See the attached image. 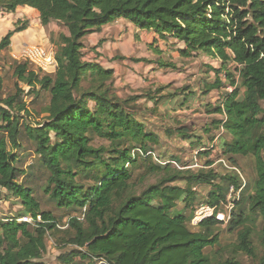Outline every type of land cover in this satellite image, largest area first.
<instances>
[{
	"label": "trees",
	"instance_id": "16d2710c",
	"mask_svg": "<svg viewBox=\"0 0 264 264\" xmlns=\"http://www.w3.org/2000/svg\"><path fill=\"white\" fill-rule=\"evenodd\" d=\"M21 7L38 11L42 27L56 23L66 34L61 33L55 44L58 68L53 76H37L24 64L17 63L15 69V76L32 93L38 87L37 95L49 94L48 117L43 123L35 128L23 125L24 131H20L21 113L28 114L19 100L21 89L15 96L0 99V190L22 205L14 218L0 220V264H45L47 234L57 232L59 223L52 211L42 209L44 197L59 212L83 216V220L71 217L68 223L73 235L67 244L75 249L59 257L62 264H73L75 258L104 264H215L206 250L220 243L214 228L222 224L207 219L199 224V231H192L187 223L195 210L192 208L189 219L178 206L183 203L190 209L196 200L192 190L207 186L214 190L203 203L219 207L227 203L228 195L218 181L229 183L236 191L242 186L234 177L217 173L212 161L199 171L154 162L161 140L147 127V115L170 101L171 108L184 111L196 95L181 89L157 97L167 86L145 95L121 97L114 71L85 61L82 53L85 37L119 18L161 38L176 39L185 45L181 53L186 57L221 61L218 71L212 69L215 81L203 85V95L225 93L214 106H202L207 114L221 119L208 123L203 133L228 134L232 140L222 139L219 147L232 161L238 156L255 158L253 194L235 203L228 231L241 229L235 252L256 258L254 231L246 224L251 214L264 222V0H0V14H14ZM28 28V23L19 22L0 41V56L13 36ZM229 66L235 68L239 82ZM162 67L177 69L172 63ZM222 73L229 85L221 79ZM140 100L154 106L139 111L133 104ZM193 130L178 120L165 130V136L189 141L191 148H200L199 154L209 156L204 138ZM22 134L39 157L37 164L46 177L42 187L19 182L20 177L35 176L38 169L22 170L18 156L9 148H21ZM95 139L108 145L96 148ZM217 140L216 136L210 138L212 143ZM138 166L145 173L136 182ZM150 176H160V180L138 194V183ZM178 182L185 186L174 185ZM40 192L43 198H39ZM248 207L251 214L246 213ZM24 218L33 223L20 221ZM261 244L264 246V225ZM259 264H264V255Z\"/></svg>",
	"mask_w": 264,
	"mask_h": 264
},
{
	"label": "rangeland",
	"instance_id": "374dc122",
	"mask_svg": "<svg viewBox=\"0 0 264 264\" xmlns=\"http://www.w3.org/2000/svg\"><path fill=\"white\" fill-rule=\"evenodd\" d=\"M32 21H34L33 26L34 28L42 31L41 24L35 21L34 17H32ZM61 33H51L49 34L51 45L56 46V42L58 41V37ZM6 35L3 36V38ZM2 55V53H1ZM20 63L11 58H4L0 59V99H7L9 97L15 96L18 94V89L23 91V94L20 96L19 100L25 103L28 114L21 113L20 119V131H24V126L27 125L30 127H37L38 124L43 123L47 117V106L49 104V94L46 92H38L40 93L37 95L38 87H36V92L32 93V89L29 88L26 84L20 82L18 78L15 76V69L17 65ZM206 63V64H205ZM179 70L185 75V81L183 86H180L176 92H179L181 89L186 90L190 89L196 95L195 98H190L188 102V107L184 111L180 110L178 107L177 112L174 110H170L167 112L165 108V104L161 105L158 108L157 113L155 114H148L146 117L147 127L157 132L160 137L161 144L160 147L156 148V155L154 156V162L158 164H167L172 163L173 168L176 170H187L191 169L193 171H199L200 168L204 167V165L208 161H212L214 163L213 169L222 176L234 177L237 179L241 184L240 191H236L233 186L229 183L223 184L222 181H218L219 184L223 185L225 190L227 191V201L229 198H234V192H240L237 195V202L242 201L243 199H247L248 196L253 194L254 184L257 179L256 174V164L255 158L253 156L242 157L238 156L235 157L234 161L230 160L229 156H225L221 148L218 146H214L212 150V145L216 144L215 142L212 143L210 141L211 137H218L219 140L217 143H220L222 139L230 141L231 137L223 133V131H215L212 135H206L203 133L204 126L208 123H212L213 120H220V116L212 115L208 116L204 107L200 106L201 99L203 98V93L206 91V88L200 87L199 79L194 78L193 74L184 73V72H199L201 71L203 74L211 77L212 83L215 81L216 76L212 69H216L218 71L220 67H222V63L218 59H211L206 56H200L196 58V60H191L190 62H182L179 63ZM188 69V71H185ZM229 70L232 71L233 75H236V80L239 82L238 73L235 72V68L229 66ZM43 76V75H40ZM221 79L225 82L226 85H229L228 80L225 77V74L222 73ZM208 80V79H207ZM162 87V86H159ZM164 87V86H163ZM158 89V88H157ZM177 88H173L171 91H164L166 94H156L157 97H162L167 95L169 91L174 93V90ZM230 90V87L228 86ZM117 91L121 97H134L139 95H145L149 92H155L156 90H150L145 87L141 86H130L127 83L126 86H122L121 84L117 86ZM221 93H225V91H221L220 94L218 91L211 92L206 98V104H211L214 106L217 103V99L220 97ZM201 97V98H200ZM161 103V102H159ZM3 105V104H2ZM133 105H138V110L143 111L145 106V101L140 100ZM149 107H153L152 103H149ZM17 108L12 110V113H16ZM181 120L183 123L188 125L190 128H193L194 132L198 134V136L204 138V146L206 150L210 151L209 156H205L199 154V149H193L190 146L189 141H182L179 138H167L165 136V130L171 129L173 123L175 121ZM0 125H2V121L0 120ZM229 139V140H228ZM19 141L21 142V148H13L11 145L9 146L10 150L18 156L20 161L19 167L26 172L29 171L31 167H38L36 169L35 176H24L19 178V182L23 185L32 186L33 182L38 184L40 187L45 185V176L44 171L40 170V166H38L37 162L39 157L34 153V148L32 143H30L24 134L20 135ZM108 144L99 140L95 139L93 142V146L98 148L101 146H107ZM204 153V152H203ZM222 162H225L227 166L234 167L238 170H230L226 167V165ZM29 173V172H28ZM144 167L138 166L135 170V181L139 182L141 175H143ZM160 180V176H150L146 178L142 183H138L136 191L139 194L141 191L146 189L148 186L156 183ZM87 185H90L87 183ZM174 185L184 187V182H178ZM196 189V191H194ZM192 190L196 196L195 203L190 209L185 208L183 203H180L178 206V211H184L185 215L191 219L192 217V208L195 210L201 203L207 201L210 192L214 189L213 187L201 186L196 187ZM244 190V191H243ZM243 191V192H242ZM42 192V191H41ZM38 193L39 198H43L42 193ZM46 198L44 197L42 200V209L44 211H52L54 217L58 221V231L54 232L53 234H47V253L43 259L45 264H62L59 260V257L64 255L67 251H72L75 249L73 246L68 245L67 241L72 237L73 232L69 227V221L71 217H79L82 219V213L77 212H59L50 204L46 203ZM247 206V205H246ZM236 208H234L235 210ZM22 210V205L20 204L19 200L14 197H9L8 193L4 190H0V220H9L14 218L19 211ZM247 214L250 213V209L246 210ZM26 219V218H24ZM30 219V218H27ZM23 221V220H20ZM24 222V221H23ZM263 219L261 216L251 214L250 221L246 224L247 227L251 228L254 231L252 242L256 250V258L252 259L247 257L242 253L235 252V247L238 243V236L241 229L235 232L228 231V225L219 226L214 228V232L219 235L220 243L214 247L206 250V254L210 256L213 262L221 263L225 261H236L238 264H259V260L264 255V246L261 244V233L263 229ZM187 226L192 231H199V227H193L190 220L187 223ZM100 263L97 261H89V260H82L80 258H75L73 264H98ZM104 264V263H103Z\"/></svg>",
	"mask_w": 264,
	"mask_h": 264
},
{
	"label": "crops",
	"instance_id": "0c3cea01",
	"mask_svg": "<svg viewBox=\"0 0 264 264\" xmlns=\"http://www.w3.org/2000/svg\"><path fill=\"white\" fill-rule=\"evenodd\" d=\"M32 17L40 23L39 12L28 7H21L14 14H0V41L4 35L15 30L19 22L29 24V28L26 31L13 36L10 47L2 52L0 59L11 58L15 60V56L20 52L23 45H51L49 37L51 33L57 34L60 32L66 34L65 28L56 23H52L48 27L41 26L42 31L35 29ZM83 44L82 53L84 60L95 61L105 69L113 70L116 78V88L120 84L126 86L127 83L133 87L141 86L150 90H156L159 86H168L166 91L177 88L174 90L175 93L180 86H183L185 81V75L179 70V63L190 62L198 58L197 56H184L181 52L186 50L185 45L176 39L170 36L166 39L161 38L158 33L141 29L123 18H119L115 22L102 27L99 32L85 37ZM136 60L140 62H136ZM144 60L148 62L146 63ZM170 63L175 64L177 69L162 67V65ZM185 71H188V69H185ZM184 73L193 74L194 78L198 77L200 87H203L205 83H212L211 77L201 71ZM170 91L167 94H170ZM164 94L166 93L164 92ZM206 97L203 96L200 106L206 104L204 103ZM149 103L145 101V106L149 107ZM171 107L172 101L165 103L167 112L174 110L178 113L177 108L173 109ZM217 142L218 140L215 141L216 144L212 145V148L220 144Z\"/></svg>",
	"mask_w": 264,
	"mask_h": 264
},
{
	"label": "built area",
	"instance_id": "2783aa9c",
	"mask_svg": "<svg viewBox=\"0 0 264 264\" xmlns=\"http://www.w3.org/2000/svg\"><path fill=\"white\" fill-rule=\"evenodd\" d=\"M6 15V14H3ZM15 60L20 62L19 64H24L27 66L28 71L35 73L37 76H53L58 68V62L56 59V50L54 45L45 44H27L23 45L20 52L15 56ZM233 88L230 87V90ZM225 164V162H222ZM226 165V164H225ZM230 170L237 171L234 167L227 166ZM242 190V189H240ZM239 190V191H240ZM196 191V189L194 190ZM234 198H229L227 203L220 204L219 207H212L205 203H201L196 207L193 217L191 219V224L193 227H198L199 224L207 219H215L222 225L226 226L230 223L232 218V212L235 207V202L237 201V195L240 192H234ZM24 222L33 223L32 219H22ZM99 262V261H97ZM98 264H103L102 262Z\"/></svg>",
	"mask_w": 264,
	"mask_h": 264
}]
</instances>
